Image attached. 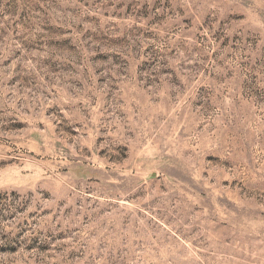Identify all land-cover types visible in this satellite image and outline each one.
Here are the masks:
<instances>
[{
  "label": "rangeland",
  "instance_id": "374dc122",
  "mask_svg": "<svg viewBox=\"0 0 264 264\" xmlns=\"http://www.w3.org/2000/svg\"><path fill=\"white\" fill-rule=\"evenodd\" d=\"M0 264H264V0H0Z\"/></svg>",
  "mask_w": 264,
  "mask_h": 264
}]
</instances>
